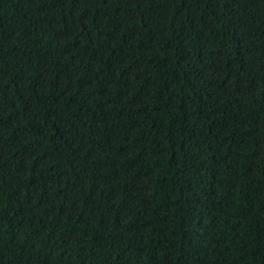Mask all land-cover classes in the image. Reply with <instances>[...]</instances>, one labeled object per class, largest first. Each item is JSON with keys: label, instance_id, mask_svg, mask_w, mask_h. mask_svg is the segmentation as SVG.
I'll return each mask as SVG.
<instances>
[{"label": "trees", "instance_id": "trees-1", "mask_svg": "<svg viewBox=\"0 0 264 264\" xmlns=\"http://www.w3.org/2000/svg\"><path fill=\"white\" fill-rule=\"evenodd\" d=\"M0 264H264V0H0Z\"/></svg>", "mask_w": 264, "mask_h": 264}]
</instances>
